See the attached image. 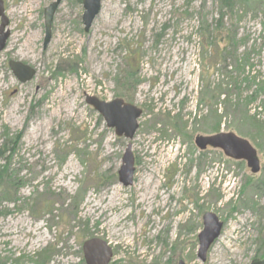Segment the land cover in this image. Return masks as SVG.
Returning <instances> with one entry per match:
<instances>
[{
  "label": "rangeland",
  "instance_id": "obj_1",
  "mask_svg": "<svg viewBox=\"0 0 264 264\" xmlns=\"http://www.w3.org/2000/svg\"><path fill=\"white\" fill-rule=\"evenodd\" d=\"M53 1L3 0L10 36L0 53V145L14 152L0 166L22 186L20 201L0 203V264H86L82 244L96 237L112 247L110 264L262 258L264 0H103L88 33L82 2L63 0L44 48ZM210 51L228 58L218 64ZM10 61L34 69L33 79L21 83ZM218 92L226 105H215ZM86 94L141 108L134 138L108 128ZM220 132L256 149L257 174L195 145L196 136ZM128 143L135 174L124 186L118 171ZM207 212L224 227L203 262Z\"/></svg>",
  "mask_w": 264,
  "mask_h": 264
},
{
  "label": "water",
  "instance_id": "obj_2",
  "mask_svg": "<svg viewBox=\"0 0 264 264\" xmlns=\"http://www.w3.org/2000/svg\"><path fill=\"white\" fill-rule=\"evenodd\" d=\"M63 0H55L44 10L45 38L44 48L48 46L52 37V23L54 15ZM84 13L82 22L84 31L88 33L102 9V0H82ZM0 53L6 48L10 31L7 30L9 21L5 15L3 0H0ZM9 66L14 75L21 83L33 79L36 71L20 62L10 61ZM86 103L93 107L103 118L108 128L114 129L115 134L125 139H133L138 128V120L143 114V110L137 106L125 102L121 98L112 101H103L95 96L86 94ZM195 145L202 151L208 147L220 149L223 153L234 160H245L247 166L253 174H257L260 169V161L256 150L245 139L232 132H220L209 136L198 135L195 137ZM135 173L134 156L132 144L128 143L122 159L121 168L118 171V179L124 186L133 184ZM203 229L200 232L198 257L204 262L212 244L220 237L223 222L213 212H207L203 216ZM83 256L86 264H110L113 257L112 247L101 238H91L82 244ZM179 264H185L180 261ZM251 264H264V258L253 261Z\"/></svg>",
  "mask_w": 264,
  "mask_h": 264
},
{
  "label": "trees",
  "instance_id": "obj_3",
  "mask_svg": "<svg viewBox=\"0 0 264 264\" xmlns=\"http://www.w3.org/2000/svg\"><path fill=\"white\" fill-rule=\"evenodd\" d=\"M81 1V0H80ZM221 40L219 39V43L220 44H228V41L226 39L222 40V43H220ZM230 45H232V39L230 38ZM229 51H210V54L215 55L217 57V60H219V63H221V60L225 61V58H228L226 55H228ZM64 64L70 69V64L68 63V61H65ZM60 67V66H59ZM73 69V68H71ZM240 70H244V67H242ZM250 80V75H246L245 77V82L248 83ZM204 92H201V96H203ZM217 98L213 97V100H216V106L218 107L219 104L223 103L224 105H226V101L224 102V100L221 101V93L218 92V94H216ZM215 98V99H214ZM226 98V96H225ZM225 100H229V97L227 95V98ZM201 101H203V105L207 103V101L205 100V98L200 99L199 101V105H201ZM212 102V99H211ZM249 104H245V106H248ZM215 119H216V123L215 126H212V130L214 132H218L221 128V124H222V115H215ZM14 152V150L10 147L7 146V142L5 141L4 143H2V145H0V157H5L7 153ZM9 166L8 165H3L0 166V203L2 201H7L10 203H16L18 201H20V198L17 197V194L19 192V187L22 186V183H19L20 181H17L16 179H13L12 174L9 173ZM24 186V184H23ZM47 206V205H46ZM53 208L51 207H44L40 212H42V214H46L49 215L53 212L52 210ZM1 214V213H0ZM262 250V257L264 256V241L261 245L260 251ZM47 249L45 250V253H47ZM260 256H257L255 258V260L261 259L259 258Z\"/></svg>",
  "mask_w": 264,
  "mask_h": 264
},
{
  "label": "bare ground",
  "instance_id": "obj_4",
  "mask_svg": "<svg viewBox=\"0 0 264 264\" xmlns=\"http://www.w3.org/2000/svg\"><path fill=\"white\" fill-rule=\"evenodd\" d=\"M12 4L14 5V2Z\"/></svg>",
  "mask_w": 264,
  "mask_h": 264
},
{
  "label": "flooded vegetation",
  "instance_id": "obj_5",
  "mask_svg": "<svg viewBox=\"0 0 264 264\" xmlns=\"http://www.w3.org/2000/svg\"><path fill=\"white\" fill-rule=\"evenodd\" d=\"M126 102V101H125Z\"/></svg>",
  "mask_w": 264,
  "mask_h": 264
}]
</instances>
